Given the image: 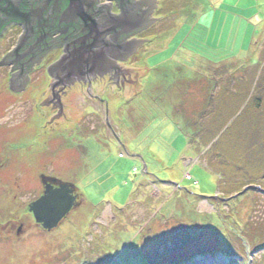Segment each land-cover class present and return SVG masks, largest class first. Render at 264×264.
Returning <instances> with one entry per match:
<instances>
[{
    "label": "rangeland",
    "instance_id": "obj_1",
    "mask_svg": "<svg viewBox=\"0 0 264 264\" xmlns=\"http://www.w3.org/2000/svg\"><path fill=\"white\" fill-rule=\"evenodd\" d=\"M155 15L154 45L125 65L140 70L142 94L109 107V118L104 107L79 108L49 133L26 109L47 77H32L21 96L0 83L4 110L25 106L16 130L37 133V200L51 184L77 197L51 231L24 205L5 208L0 264H264L262 124L244 111L255 90L264 98V0H165ZM166 107L177 129L162 120ZM169 123L173 135L162 133ZM224 167L243 177L222 191Z\"/></svg>",
    "mask_w": 264,
    "mask_h": 264
},
{
    "label": "flooded vegetation",
    "instance_id": "obj_2",
    "mask_svg": "<svg viewBox=\"0 0 264 264\" xmlns=\"http://www.w3.org/2000/svg\"><path fill=\"white\" fill-rule=\"evenodd\" d=\"M80 3L87 16L78 18L67 14L69 0H5L0 10V21L4 23L0 26V83L7 77V90L21 96L31 91L29 80L32 77H47L38 100L29 101L26 109L30 120L36 114L47 120L45 128L49 133L68 126L79 108L104 107L109 118V107L115 103L114 106H119L136 101L142 94L143 77L140 70L125 65L146 54V46L154 45L158 37L154 31L162 24L161 17L155 14L165 6V0H85L76 4ZM124 14L131 15L132 20L118 24V18ZM82 17H86L87 22L81 21ZM97 20H101L99 32L95 31ZM131 21L134 27H130ZM79 54L90 64L85 69V72L90 71L88 76L78 74L74 66ZM60 61H67L64 70L50 72L49 68ZM0 88L5 86L0 85ZM112 94L122 97L130 94L131 97H125L124 102H113L108 99ZM23 107V103L17 102L4 110L0 104V116L11 114L7 118L0 117L1 220L5 208L16 205H24L34 220L30 207L38 197L36 175H33L37 164V133L16 130L27 124L19 113ZM13 222L9 220L7 226L12 227ZM23 228V223L19 224L17 233Z\"/></svg>",
    "mask_w": 264,
    "mask_h": 264
},
{
    "label": "water",
    "instance_id": "obj_3",
    "mask_svg": "<svg viewBox=\"0 0 264 264\" xmlns=\"http://www.w3.org/2000/svg\"><path fill=\"white\" fill-rule=\"evenodd\" d=\"M70 5L67 11V14L70 15V17L78 18L80 15L87 16L86 9L82 6L80 3L77 5L76 3L85 1V0H69ZM88 1V0H86ZM5 3V0H0V10L2 8V5ZM81 21L87 22V18L82 17L80 18ZM119 21H117L118 24H124L127 20H132L131 15L124 14L121 18H118ZM101 20H97L95 23V31L99 32ZM4 23L0 21V26H2ZM112 24H115V22H112ZM134 27L135 23L133 21L130 22V27ZM128 27V24H127ZM101 36V34H99ZM94 50V49H92ZM80 56V54H79ZM67 62V61H66ZM65 62V63H66ZM64 62H58L52 67L49 68V71L52 72L53 70H64L63 65ZM89 62H87V59L83 57H77L74 60V66L78 68V74H82V76H88L90 74V71H86L85 69H88ZM72 75V74H71ZM69 79V75H68ZM72 191L69 189L67 185H60L59 188L54 189L52 186L47 185L45 187L44 195L36 201L31 207H30V213L33 214L35 223L38 225H41V227L46 231H51L52 229L56 228L58 224L64 219V217L71 211V209L75 205V198L72 197Z\"/></svg>",
    "mask_w": 264,
    "mask_h": 264
},
{
    "label": "trees",
    "instance_id": "obj_4",
    "mask_svg": "<svg viewBox=\"0 0 264 264\" xmlns=\"http://www.w3.org/2000/svg\"><path fill=\"white\" fill-rule=\"evenodd\" d=\"M260 70H263L262 68L260 69ZM259 81H260V79H259ZM258 81V82H259ZM260 83H261V81H260ZM259 83V85L258 86H260L261 87V84ZM259 88V87H258ZM254 97H256V98H254ZM264 98H263V95L260 93V91L259 90H255L254 91V96L251 98V100H250V103H248L249 105H247L246 107H245V110L244 111H246L247 110V108H248V106H250L251 107V109L250 110H248L247 112V115L248 116H250L251 118H253L252 120H253V122L254 123H261L262 125H261V129H260V133H261V138H262V140H263V142H264V116H262V115H260L261 113L260 112H262V111H260L263 107H264V100H263ZM262 104V105H261ZM252 105L254 106V107H252ZM254 109H255V112H254V114H253V111H254ZM222 122V127H224L225 125H226V122L227 121H225V122H223V121H221ZM229 130V128L227 129V131ZM199 132H200V130H199ZM191 134V133H190ZM212 135H213V137L215 136V134H213V132H211V133H209V136H211L212 137ZM187 140H189V139H187ZM192 145V144H191ZM216 145H217V143H216ZM219 157L218 158H221L222 157V155L220 156V154L218 153L217 154ZM263 155H264V153H263ZM264 157V156H263ZM222 159V158H221ZM221 159H220V161H221ZM225 159V158H224ZM220 161H218V165H220V166H224V165H226V166H228L226 163H224V161L222 160V163L220 164ZM262 164H264V159H262ZM225 166V167H226ZM262 167H263V165H261ZM224 167V168H225ZM219 168V167H218ZM221 168V169H219V173L221 174V180L220 181H222L223 182V184H221V189L220 190H222V191H224L225 189V187H226V184H228L230 181H235L238 177H243V176H241V175H238L236 178H230L231 177V172L230 171H228L227 169H229L228 167H227V169L225 168ZM224 169V170H223ZM222 170V171H221ZM229 178V179H228Z\"/></svg>",
    "mask_w": 264,
    "mask_h": 264
},
{
    "label": "crops",
    "instance_id": "obj_5",
    "mask_svg": "<svg viewBox=\"0 0 264 264\" xmlns=\"http://www.w3.org/2000/svg\"><path fill=\"white\" fill-rule=\"evenodd\" d=\"M263 50H264V49H263ZM228 59H231V58H228ZM157 110H158L159 113H161V112L164 111L165 113H167V114L170 116V118H168V117H164L162 120L166 119V120L172 122L174 125H176V126H177L176 129L178 128L179 123L174 122L173 117H172V113H171V111H167V107L164 108L163 111H162V109H161V110L157 109ZM174 130H175V127L172 126V125L169 123V125H168V124H165V125L163 126V128H162V133H166V134H168V135H173V134H170V133H172ZM185 137H186V136H185ZM188 164H189V163H188ZM186 165H187V164H186Z\"/></svg>",
    "mask_w": 264,
    "mask_h": 264
},
{
    "label": "bare ground",
    "instance_id": "obj_6",
    "mask_svg": "<svg viewBox=\"0 0 264 264\" xmlns=\"http://www.w3.org/2000/svg\"><path fill=\"white\" fill-rule=\"evenodd\" d=\"M189 179H190V178H189ZM67 186H68V185H67ZM70 190H71V189H70ZM71 191H72V190H71ZM200 192H201V191H200ZM200 194H202V195H205V196H206V194H203V193H200ZM71 195H72V197H74V198H75V200H76V202H77V197L74 195V192H73V191H72V194H71ZM205 196H201V197H205ZM205 198H208V197H205ZM210 199H213V198H210ZM76 202H75V205H74V207L76 206ZM74 207H73V208H74ZM73 208H72V209H73ZM72 209H71V210H72ZM70 212H71V211H70ZM70 212H69V213H70ZM69 213H68V214H69ZM68 214H67V215H68ZM40 226H41V225H40ZM54 229H56V228H54ZM54 229H53V230H54ZM262 245H263V244H262ZM261 247H262V246H261ZM260 250H261V251H260ZM263 251H264V250H262V249H259V252H263ZM259 252H257V253H259ZM263 254H264V253H263Z\"/></svg>",
    "mask_w": 264,
    "mask_h": 264
}]
</instances>
